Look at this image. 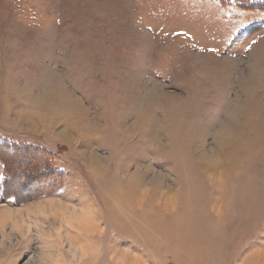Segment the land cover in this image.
<instances>
[{
    "label": "rangeland",
    "instance_id": "374dc122",
    "mask_svg": "<svg viewBox=\"0 0 264 264\" xmlns=\"http://www.w3.org/2000/svg\"><path fill=\"white\" fill-rule=\"evenodd\" d=\"M0 264H264V7L0 0Z\"/></svg>",
    "mask_w": 264,
    "mask_h": 264
},
{
    "label": "trees",
    "instance_id": "16d2710c",
    "mask_svg": "<svg viewBox=\"0 0 264 264\" xmlns=\"http://www.w3.org/2000/svg\"><path fill=\"white\" fill-rule=\"evenodd\" d=\"M227 1H234L237 4L245 7H254V8H260L262 6L264 7V0H227Z\"/></svg>",
    "mask_w": 264,
    "mask_h": 264
},
{
    "label": "crops",
    "instance_id": "0c3cea01",
    "mask_svg": "<svg viewBox=\"0 0 264 264\" xmlns=\"http://www.w3.org/2000/svg\"><path fill=\"white\" fill-rule=\"evenodd\" d=\"M66 123H67V122H66ZM70 125H71V123L68 121V127H69V128H70ZM70 130L73 131V132H75L76 134H78L77 131H75V130H73V129H71V128H70Z\"/></svg>",
    "mask_w": 264,
    "mask_h": 264
}]
</instances>
